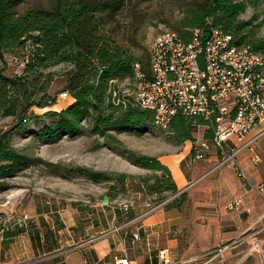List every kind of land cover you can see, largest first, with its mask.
Here are the masks:
<instances>
[{
  "label": "trees",
  "instance_id": "obj_1",
  "mask_svg": "<svg viewBox=\"0 0 264 264\" xmlns=\"http://www.w3.org/2000/svg\"><path fill=\"white\" fill-rule=\"evenodd\" d=\"M21 1L0 0V116L15 120L13 126L0 127V191L14 187L10 179L32 164L46 163L50 174L59 175L54 163L13 144L15 130L27 129L32 122L44 119L32 131L37 140L54 141L64 135L102 136L108 147L132 162L159 171L144 177L142 187L148 193H178L167 164L159 157L121 147L117 137V133L132 128L148 130L154 123L153 112L137 105L119 87L124 79L135 80L137 64L149 72V61L145 63L133 50L136 42H128L137 18L130 10L141 0H52L48 7L20 11ZM246 8V0H193L186 5L174 31L190 41L193 29L200 28L207 36L216 27L232 34L236 44H249L264 53V38L249 33L251 21L240 17ZM13 57L19 62L27 59L22 72H9V59ZM61 64L65 65L63 70H51ZM58 78L63 79V85L51 92V84ZM64 91L73 101L61 110L41 115L32 111L34 106L56 104ZM199 124L205 123L177 113L168 130L177 142H194ZM204 136L211 139V130ZM76 171L96 183L115 178L112 173L82 166ZM125 176L120 173L117 180L124 182ZM184 197L185 192H181L165 206L179 207Z\"/></svg>",
  "mask_w": 264,
  "mask_h": 264
},
{
  "label": "crops",
  "instance_id": "obj_2",
  "mask_svg": "<svg viewBox=\"0 0 264 264\" xmlns=\"http://www.w3.org/2000/svg\"><path fill=\"white\" fill-rule=\"evenodd\" d=\"M202 126L204 133L209 130ZM261 131L253 145L262 161L253 163L248 147L239 153L254 185L264 183V123L244 141H226L241 145ZM193 143L186 141L183 150L159 156L172 170L179 193L185 192L179 207L163 205L143 214V203L128 209L105 197L91 205L95 209H87V216L68 198L37 196V182L34 189L22 187L0 205V264H115V257L124 255L131 264H165L161 250L167 264H260L258 255L247 254L245 232L264 234V196L247 192L234 168H214L216 156L194 159ZM210 153L215 155L214 147ZM53 188L73 190L46 185L50 194ZM236 197L242 198L240 208L226 209ZM226 243L234 244L219 252Z\"/></svg>",
  "mask_w": 264,
  "mask_h": 264
},
{
  "label": "built area",
  "instance_id": "obj_3",
  "mask_svg": "<svg viewBox=\"0 0 264 264\" xmlns=\"http://www.w3.org/2000/svg\"><path fill=\"white\" fill-rule=\"evenodd\" d=\"M135 79L134 102L153 112L158 127L168 129L177 113L201 119L205 124L198 126L205 125L212 137L194 141L193 158L216 156L214 168H234L247 192L264 196V183L252 184L239 158V153L248 147L251 161H262L253 144L263 131L241 145L226 144L229 139L244 141L258 124L264 123L263 52L249 44H236L232 34L216 27L207 36L200 28L193 29L190 41L173 30H165L151 40L149 72L137 64ZM60 96L66 98L70 93L64 91ZM212 147L215 155L209 154ZM168 200L152 206L150 213ZM241 201V197H236L225 208L237 210ZM245 237L249 244L247 254L258 255L264 264V239L258 230L246 231ZM233 244L226 243L218 251ZM159 256L168 263L164 250ZM115 264L131 261L126 255L116 256Z\"/></svg>",
  "mask_w": 264,
  "mask_h": 264
},
{
  "label": "rangeland",
  "instance_id": "obj_4",
  "mask_svg": "<svg viewBox=\"0 0 264 264\" xmlns=\"http://www.w3.org/2000/svg\"><path fill=\"white\" fill-rule=\"evenodd\" d=\"M192 1L193 0H141L139 5H135L134 9L130 10L131 14H137V18L134 17V23L131 26V31H134L133 38H128V42H132V40L136 42V45L133 46V50L137 55L142 57L145 63L149 61L150 43L153 37L165 30L174 31L175 27L179 26L180 19L185 14L186 5ZM51 2L52 0H22L19 10L24 11L28 8L48 7ZM246 2L247 8L240 17L243 20L251 21L248 26L249 33L256 37L264 38V0H246ZM9 61V72L17 71L20 73L23 67H25V60L23 59L19 62L13 57L10 58ZM64 67L65 65L61 64L52 67L51 70L61 71ZM62 85L63 79H56L51 84V92L61 89ZM119 85L124 93L132 96V100L134 101L136 79L134 81L124 79L119 82ZM72 101L73 99L71 96L66 98L59 96L56 104L43 108L34 106L32 111L41 115L49 110H61ZM42 120L37 124L32 122L27 129L15 130L13 134V144L20 150L41 157L46 162L54 163V168L58 170L59 175L50 174L48 172L50 166L46 163L30 165V167L20 171L16 176L10 179L13 185H15L14 187L5 191H0V205L6 200H10L9 197L11 195L14 197L13 195L20 193L22 187H31L34 189L36 182L42 187L37 190V196H40L39 194L41 193L43 196L58 195L68 198L69 201L75 203L76 208H79L81 214L84 212L87 216V209H95V207L91 205L95 202H102L105 197L106 200L109 202L111 201L113 205H119L123 208L128 206V209L135 204L143 203V213H150L152 206L158 205L167 199H169L168 202H170L175 198L174 195L176 193L172 194L167 191L160 194L148 193L147 190L142 187L144 177L149 178L159 173V171L147 169L132 162L127 157L108 147L102 136L64 135L54 141L37 140L33 136L32 131L40 127ZM14 123V117L0 116V127L8 128L13 126ZM85 124L89 125L87 121ZM203 129L204 126H197L195 135L198 139L203 137ZM117 137L122 142L120 145L121 147H127L128 149L156 157L183 150L185 146V142H177L168 129H162L155 123H153V126L148 128V130L132 128L117 133ZM112 142L115 144L114 141ZM190 147L193 154L192 146ZM80 166L112 173L115 178L110 181L93 182L84 173L76 171ZM120 173L126 174L124 182H119L117 180ZM150 181H153V179ZM57 184L67 185L68 187H72L73 190L69 188L65 190L68 191V193H64L56 192L54 190L55 188H53L50 194V191L46 189V185ZM92 212L95 211L91 210L90 213ZM0 215H2L1 212ZM262 238L264 239V234ZM255 256L256 255H250L249 257Z\"/></svg>",
  "mask_w": 264,
  "mask_h": 264
}]
</instances>
